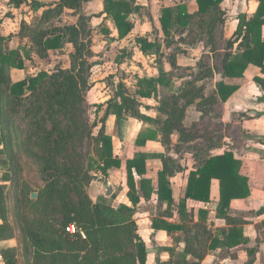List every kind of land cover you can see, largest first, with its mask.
<instances>
[{"label": "trees", "instance_id": "obj_1", "mask_svg": "<svg viewBox=\"0 0 264 264\" xmlns=\"http://www.w3.org/2000/svg\"><path fill=\"white\" fill-rule=\"evenodd\" d=\"M90 1L58 0L52 6L31 2L35 5L34 12L40 9L42 12L39 17H36L37 21L34 25L23 20L20 22L17 34L21 43L20 49L9 50L7 42L10 36H0V146L6 140L2 127L4 120L11 116L25 125L27 123L24 144L39 157L37 159L41 174L50 179L45 191L47 197L45 203L49 202L54 209L40 211V215L47 217L46 220L42 218L38 224L21 227L26 264H146L145 244L137 233V226L133 219L134 207L139 201L135 195V184L136 182L139 184L145 199L151 194L155 196L158 205L165 210L163 215L166 216L167 210L175 204L169 188V178L182 172L184 168L175 165L173 160L164 154L156 157L162 164V170L158 173L156 191L150 189L147 193L146 183L142 179L147 156L136 153L133 159L125 162L126 185L129 189L127 198L131 206L120 204L115 209L106 201L93 203L87 191L90 182L105 180L109 169L120 167V160L113 152L112 139L105 134L107 117L115 116L118 127L127 117H130L155 128L139 133L135 140L136 147L144 146L146 141H157L158 137L162 145L167 147L170 136L173 134L178 135V141L185 137L182 118L186 107L194 105L196 101L203 105H211L216 103L218 97L221 101H225L236 90V87L225 85L221 80L216 82L209 97H203L206 86L202 81L205 80V76L200 75L201 66H199V73L185 83L186 96H184L185 89H180L179 94H170L161 98L159 88L169 87L163 80L165 74L162 71L164 57L162 45L155 37L149 40L147 37L139 36L136 43L143 54L156 57L159 76L135 78L136 84L133 91H129L120 79L113 82L114 78L110 76V83L107 86L110 98L105 104L100 121L91 126L96 128L99 125L93 139L96 143L94 156L98 162L84 168L75 160L80 156L78 147L82 145L83 134L87 129L82 118L81 105L86 93L82 92L84 89L87 91L89 86L85 87L86 80L80 81L82 80L80 74L83 71L81 67H78L86 63L85 44L80 39L84 33L83 16H79L78 22L74 25L53 27L50 32L48 30L43 32V29L50 25L49 20L59 18L67 11L77 14ZM194 1L198 8L195 14H189L183 5L162 9L160 25L164 33L163 43L166 49L171 50L170 48L175 46L170 37L172 26L188 27V30L194 32L199 40L213 42L215 25L222 21L221 15L224 16L221 5L225 0ZM256 1L258 6L251 18L248 19L243 14L238 15L236 30L233 34L234 42L228 43L230 47L236 44V48L234 52L224 55L222 79L238 78L248 66L258 68L260 74L264 76V38L262 36L264 0ZM24 2L25 0H8V6L18 9ZM134 4L135 0H102V10L97 16V18L105 16L100 23L102 27L100 33L109 37L110 32L105 21L110 20L116 30L117 40L127 37L133 30L129 15L137 10ZM86 35L90 41L91 32L87 31ZM66 46L72 48V51L67 54L68 68L59 69L56 74L40 70L25 79H12L11 70L24 69L25 62H32L33 56L46 60L49 59V51L59 53ZM213 50L214 48L211 51ZM88 54L92 55L91 52ZM78 60L79 64H77ZM207 72L210 75L211 68ZM256 83L264 88V81L257 78ZM183 96L185 104L176 118L175 108L172 110L170 104L171 101L175 105L179 104ZM142 100H153L156 105L151 109L143 104ZM102 107L101 104L94 106L96 117ZM142 109L152 110L156 116L144 115L141 113ZM157 114L164 116V119L160 120ZM46 119H50V129L44 127ZM205 140L209 146L214 147L218 144V138L215 141L213 136ZM260 144L264 145V138L260 140ZM57 153H65L72 158L70 167L55 162L54 156ZM240 166V160L232 152L225 151L220 155H209L201 161L199 167L190 171L184 199L178 202V210L184 209L186 199L204 205L209 203L210 185L212 180H216L219 185L217 214L224 220L226 226L230 227L227 230L225 242L234 246L245 243L240 236L241 230L237 229V225L243 224L244 221L230 215V202L236 199H247L250 194L248 178L240 174ZM91 172L99 175L91 176ZM6 179V176L0 179V261L2 264H19L17 249L2 245L13 237L4 208ZM55 214L61 215L60 222L53 223ZM257 214H264V207ZM70 224L76 226L75 234L65 231ZM151 228L154 231L163 230L167 234L180 231L183 236L186 234L190 236L185 226H167L153 221ZM80 232L83 233L84 238L81 237ZM194 233V237L200 234L204 237L208 236V232L200 226L192 234ZM215 245L212 244V247ZM187 252L185 249L178 259L170 258L166 262H157V264H198L186 259ZM247 254L251 259L255 251L248 250ZM197 258L201 259L202 255Z\"/></svg>", "mask_w": 264, "mask_h": 264}, {"label": "crops", "instance_id": "obj_2", "mask_svg": "<svg viewBox=\"0 0 264 264\" xmlns=\"http://www.w3.org/2000/svg\"><path fill=\"white\" fill-rule=\"evenodd\" d=\"M57 1L58 0H25L20 8L12 9L8 6V0H6L7 7L11 11H15L14 14H10V16L16 15L17 11L21 13L19 15L20 19L14 18L12 21L14 32L8 39V49L19 50L21 47L20 40L17 36L19 27L15 28V26H19L18 21L21 22L23 20L26 23H30L27 17H25L26 15L22 14L21 9L23 7L25 8L23 13L28 11V14H33V10L28 6L31 2L52 6ZM136 1L137 0H135L134 6L137 10L129 15V21L133 24V30L124 39L117 40V33L113 23L110 20L105 21L110 32L109 38L113 39L114 43L118 45H122L123 42L132 37L133 32L137 29V25L134 20L130 18L132 15L133 17L141 16V11L144 10L142 7L147 6L148 1L150 0H143L146 1L145 4H137ZM168 1L173 2L172 4H162L160 7V15L156 19V22H151V32H148V30L137 31V33L129 39V42L132 41L131 45L134 47L133 50H138L142 57L144 56L148 59L153 58L152 61L155 62V68L153 69L154 72L152 75L148 77L135 74V78H157L159 76L158 65L155 61L156 57L154 55L143 54L136 43V39L139 36L147 37L149 40H152L153 37H155L158 43L162 45V52L164 53L162 71L165 75L163 80L166 81L169 87L173 85L178 87L180 84L176 82L177 77L172 75V70L180 65L179 62L177 63L178 52L177 54L167 52L169 49L164 47V33L160 25L161 11L164 8L183 5L186 7L189 14H195L197 13L198 8L194 0H188L189 2L187 3L185 0ZM241 1H243V5L239 8V14L245 15L248 19L251 18L257 9L258 2L256 0ZM189 7L191 8L189 9ZM41 12V9L34 12V16L39 17ZM22 16L24 17L22 18ZM104 17L105 16H102L100 20L102 21ZM107 22L112 24V28L107 25ZM236 26L237 23L234 32ZM177 28L178 26H172L170 28L171 38L173 32ZM8 35L10 36V34ZM0 36L8 37L1 31V29ZM262 36L264 38V27L262 28ZM10 39L16 42L14 48L10 46ZM177 46L180 47V44H177ZM234 47H236V44H234ZM121 50L123 54L124 49ZM53 52L58 51H49V58L50 54ZM167 56L169 57L168 59ZM22 70L12 69V79H14L13 71L20 72ZM32 75H34V72L28 76ZM28 76L22 78L17 77L16 79L21 80ZM218 76V80H214L212 84L213 88L215 87L216 82L221 80L225 85L236 87L234 93L225 101H221L219 97L217 98L215 116L209 120L211 126L208 128L210 130L208 133L211 135H220L218 136V144L214 145V147L205 144L201 155L197 153L198 155L191 157L190 161L184 159L181 166L179 162H177V158L174 154L167 153V149L159 141V137L157 141H146L144 146H135V140L138 134L150 129L145 126L147 123L127 117L118 127L116 126L115 116L113 115H109L105 121V134L112 139L113 152L120 160V167L109 169L105 180L90 182L87 189L88 195L93 203L97 201H106L115 209L118 208L120 204L128 207L131 206L127 198L129 189L126 185L125 162L133 159L136 153L145 154L147 156V159L145 160V172L142 175V179L146 183L145 186L147 187V193L150 189L156 191L158 173L162 170V164L156 157L164 154L170 157L175 165L184 168L182 172L176 173L173 177L169 178V188L175 204L172 205L170 210H167L168 215L166 216L163 215L165 210H162V207L158 205L155 196L151 194L149 198L145 199L139 184L137 182L135 184V195L139 201L134 207L133 219L137 226V233L145 244L146 264L166 262L170 258L176 260L183 255L185 249L188 251L186 253V259L198 264H264V214H257V212L264 207V145L260 144V140L264 138V88L256 83L257 78L264 81V76H262L259 69L254 66H248L242 76L238 78L222 79L221 74ZM183 79L185 78H181L180 81ZM109 98V95H107L104 100L97 104L103 105L102 113H104L106 107L105 104ZM147 102H149V100H147ZM146 105L151 108V104L147 103ZM144 111L145 110L142 109L141 113ZM151 111L152 110H150V112ZM143 114L147 115L146 113ZM152 116H156V114L154 113ZM157 117L161 120L160 115L157 114ZM214 123L216 128L213 129ZM151 129L154 130L155 128L153 127ZM172 136V142L176 143L178 141L177 135L173 134ZM169 147L171 148L173 146L169 145ZM225 151L232 152L236 158L240 160L241 166L239 172L241 175L248 178L250 192L247 199H236L230 202V215L233 218L244 221L243 224L237 225V229L241 230L240 236L244 239L245 243L238 246H234V244L228 245L225 242V236H227V230L230 227L226 226L224 220L217 214L219 185L216 180H212L210 185L209 203L204 205L200 202L186 199L184 209L178 210V202L184 199L190 171L199 167L201 161L206 159L209 155H220ZM105 185L109 186L111 190L110 194H108ZM153 221L161 222L167 226H185L187 232L190 233V236L187 234V237L183 236L180 231H174L170 234H167L163 230L154 231L151 228ZM199 226L208 232V236L204 237L200 234L198 237H194L195 233H192L193 231H196ZM213 241H215V243H212ZM7 242L8 241L4 242L2 245L6 246ZM212 244H216L215 247H212ZM8 247L14 246L10 245ZM248 250L255 251V255L251 259L248 258ZM176 252H179L178 257L174 256V253ZM201 255V259L197 258ZM0 264H2L1 261Z\"/></svg>", "mask_w": 264, "mask_h": 264}, {"label": "rangeland", "instance_id": "obj_3", "mask_svg": "<svg viewBox=\"0 0 264 264\" xmlns=\"http://www.w3.org/2000/svg\"><path fill=\"white\" fill-rule=\"evenodd\" d=\"M136 2L137 4L146 3V1L143 0H137ZM172 2L173 1L169 2L168 0L148 1L147 6L142 7L144 10L141 11V16L133 17L132 15L130 18L134 20L137 25V29L133 32L132 37L140 30H148V32H151V22H156V19L160 15V7L162 4H172ZM185 2L187 3L189 1L185 0ZM242 5L243 1L241 0H225L222 3L221 12L224 13V16L222 17L221 15L222 21L217 22L215 25L213 42L211 43L199 40L194 32L188 30V27H178L175 29L171 38L175 46H172L170 48L171 50L167 52L175 54L178 52L177 63L179 62L180 65L172 70V75L177 77L176 82L180 85L178 87L173 85L168 88H159V96L161 98L170 94H179L180 89H185L186 93L184 96H186L187 86L185 83L189 82L194 75L199 73V66H201L200 75L205 76V80L202 81L206 86L203 97L210 96L211 90H213L212 84L214 80H218V75L222 74V61L224 55L235 51L236 47H234V45L230 47L228 43L234 42L233 32L238 22L239 8H241ZM28 6L33 10V14H28V11L23 13L24 7L21 9L22 14L26 15L25 17H27L30 24L34 25L37 21V18L34 16L35 5L30 3ZM190 8L191 7H189V9ZM100 10H102V0H92L88 4H85L83 10H79L77 14L67 11L59 18L49 20L50 25L43 29V32L47 30L50 32L53 27L62 28L66 25H74L78 22V17L83 16L84 33L81 35L80 39L85 44L84 59L86 63L80 66L78 65V67H81L83 71L80 74L82 78L80 81L86 80L87 86L85 87L89 86L87 91L84 89L82 92L83 94L86 93L84 102L81 105L83 110L82 118L85 121L87 129L83 134L82 145L80 148L78 147L80 156L76 153V158L78 156V159L75 160L78 163L80 162L84 168L92 163L98 162L96 156H94V147L96 143L93 139L97 134L99 125L96 128H92L91 126L93 123L99 122L103 116V109H101L97 117L94 115V106L110 94L109 87H107L108 83H110V76L114 78L113 82L120 79L129 91H133L136 84L134 75L149 77L153 74V69L155 68V62L152 61L153 58L148 59L147 57H142L138 50H133L134 47L131 45L132 41L129 42V39L132 37L123 42L122 45H118L114 43L113 39L100 33L102 28L100 24L101 20L97 18ZM14 12V10L11 11L7 7L6 0H0V29L6 36L10 34V37L14 32L12 21L14 18L20 19L19 15L21 14L17 11L16 15L10 16V14H14ZM23 17L24 16H22V18ZM18 24H20L19 21ZM107 25L112 28L111 23L107 22ZM16 27L18 28L19 26H15V28ZM87 31L91 32L90 41L86 35ZM177 44H180V47H178ZM10 46L14 48L16 42L11 40ZM212 48H214L213 51H211ZM121 49H124L123 54ZM70 51H72V48L66 46L63 51L59 53H51L50 58L46 60H40L37 56H33V63L29 61L25 62V69L20 72L13 71V78H22L31 75L32 72L35 74V72L37 73L40 70H44L49 74H56L59 69H66L69 67L67 54ZM89 52H91L92 55H89ZM168 58L167 56V59ZM77 64H79V60ZM209 68L212 70L210 75L207 72ZM77 69L81 70L80 68ZM181 78L185 79L180 81ZM184 96L177 105L171 101L170 108L172 110L175 108L176 118L185 104ZM142 102L143 104H151V109L156 105L153 100H149V102H147V100H142ZM215 107H217L216 103L203 105L199 103V101H196L194 105L186 107L182 118V127L185 130V137L183 140L174 143L172 142L173 136H170L166 147L167 153L174 154L180 166L182 162H184V159L190 161L191 157L202 154V150H204L203 147L207 144L205 138L213 136L216 141V138L220 136L218 134L211 135L208 133L210 131L208 128L211 126L209 120L215 116ZM143 113L150 116L154 114L153 111H144ZM163 119L164 116H161V120ZM145 126L147 128H153L152 125L148 123L145 124ZM2 127L4 128L6 140L5 143L0 146V179L4 176L7 177L4 183V208L6 210L7 222L13 231V237L8 240L6 246H14V248L17 249L18 263L26 264V253L23 252L22 246L21 234L23 232L21 227L38 224L42 218L46 220V216L40 215L41 210H54L49 202L45 203L47 198L45 191L49 186L50 179L41 174L40 163L37 159L39 157L24 144L28 128L27 123L25 125V123L10 116L2 122ZM44 127L47 129L51 128L50 119L45 120ZM214 128H216L215 123L213 124V129ZM169 145L173 147L170 148ZM54 160L67 167H70L72 163V158L65 153H57L54 156ZM94 174L99 175L98 173H90L91 176ZM32 193L36 194L35 199L30 198ZM53 219V223L54 221L60 222L61 215L55 214ZM178 253L179 252L174 253V256L178 257Z\"/></svg>", "mask_w": 264, "mask_h": 264}, {"label": "built area", "instance_id": "obj_4", "mask_svg": "<svg viewBox=\"0 0 264 264\" xmlns=\"http://www.w3.org/2000/svg\"><path fill=\"white\" fill-rule=\"evenodd\" d=\"M76 226L74 224H70L65 228V231L69 234H75L76 233ZM80 235L82 238H84V235L82 232H80Z\"/></svg>", "mask_w": 264, "mask_h": 264}, {"label": "water", "instance_id": "obj_5", "mask_svg": "<svg viewBox=\"0 0 264 264\" xmlns=\"http://www.w3.org/2000/svg\"><path fill=\"white\" fill-rule=\"evenodd\" d=\"M105 187H106V189H107V191H108V194H110V193H111V190H110L109 186L105 185ZM30 198H31V199H35V198H36V194H35V193H32V194L30 195Z\"/></svg>", "mask_w": 264, "mask_h": 264}]
</instances>
